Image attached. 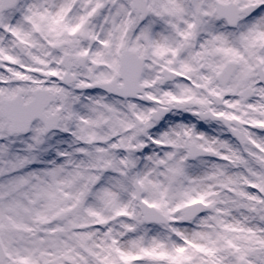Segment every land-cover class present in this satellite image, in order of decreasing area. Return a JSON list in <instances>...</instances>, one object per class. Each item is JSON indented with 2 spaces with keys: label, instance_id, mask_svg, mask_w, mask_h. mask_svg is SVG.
<instances>
[{
  "label": "snow or ice",
  "instance_id": "1",
  "mask_svg": "<svg viewBox=\"0 0 264 264\" xmlns=\"http://www.w3.org/2000/svg\"><path fill=\"white\" fill-rule=\"evenodd\" d=\"M0 264H264V0H0Z\"/></svg>",
  "mask_w": 264,
  "mask_h": 264
}]
</instances>
